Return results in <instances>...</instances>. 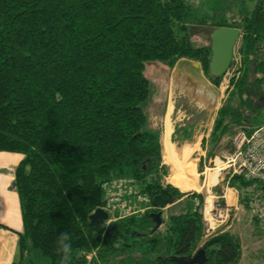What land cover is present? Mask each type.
Wrapping results in <instances>:
<instances>
[{"label": "trees", "instance_id": "16d2710c", "mask_svg": "<svg viewBox=\"0 0 264 264\" xmlns=\"http://www.w3.org/2000/svg\"><path fill=\"white\" fill-rule=\"evenodd\" d=\"M200 27L240 30L238 61L233 53L207 147L202 140L211 158L223 138L264 124V0H227L196 18L183 0H0V152L23 155L14 168L22 231L12 264L32 251L62 264V232L71 238L68 264H177L172 256L194 253L204 198L163 183L168 167L161 131L145 110L152 92L144 72L149 64L173 69L189 60L218 87L223 76L208 71L210 43L191 39ZM119 180L133 189L123 196L129 206L149 209L121 217L116 207L102 225H91L89 216L107 208V189ZM251 185L238 176L228 182L248 212ZM156 195L177 202L178 213L154 230ZM202 247L205 264L242 257L226 231Z\"/></svg>", "mask_w": 264, "mask_h": 264}, {"label": "rangeland", "instance_id": "374dc122", "mask_svg": "<svg viewBox=\"0 0 264 264\" xmlns=\"http://www.w3.org/2000/svg\"><path fill=\"white\" fill-rule=\"evenodd\" d=\"M183 1L191 6L194 17L196 18L202 15L210 16L216 6L227 0ZM208 32L209 28L200 27L194 29L191 39L195 45H206L209 43L207 36ZM237 46L238 41L234 48V55L236 54ZM235 58L236 63L238 57L235 55ZM234 69L235 65L228 68L220 85L215 87L206 78L201 69H199V65L194 66L189 60H180L173 69H169L163 64L147 65L144 73L149 80L152 97L145 110L150 119V125L152 124L154 126L152 128L163 129V114L166 112L169 105H171L172 110L170 112V124L173 126H179L185 123L186 129H190V131L193 130V132L199 129H201L200 132L206 130L209 124L213 126L217 111L225 98V91L228 88L229 79ZM170 124H168V126ZM178 136L182 138L183 135L180 133ZM228 138L229 137H225L222 139L218 147H216L214 154H219L220 150L223 148L230 150ZM173 145L176 150L182 149L186 151L188 148L193 150L190 154H184V158H187L185 160L187 161L185 165L193 171V176H182V173H178V170H176L177 168L173 167L171 162L164 160L165 158L162 156L163 163L168 167V175L164 178L163 183L170 184L168 181L173 177L172 175L177 178L181 177L179 178V182L190 185L192 188L183 190L175 185L172 186L178 188L180 191L182 190L184 193H199L204 197V204L207 202V206L211 205L212 201H214L212 196L215 194L221 195V190L225 188L224 183H219L211 187V175L216 174L215 170H211L215 164L213 161L215 160L214 157H211V162H209V157H207L205 149L196 146L193 148L194 146L192 144L180 146L176 143ZM202 153L203 155H201ZM162 155H164L163 150ZM200 159H202L201 163H199ZM199 166L201 168L200 172ZM193 184L195 186H193ZM217 201L221 202L222 199L219 198ZM227 202L233 206V210L229 213V221H232V223L229 224V227L225 226L219 228L216 230V233L226 231L239 240L242 257L238 264H264V233L257 227L250 212H248L240 202L239 194L235 193V196L229 195ZM235 207L237 209H234ZM162 211L164 220H166L169 215L178 213V209H173V207ZM110 213L112 215V211ZM202 245L203 244L199 242L197 247ZM16 255L17 245L15 259ZM21 264H48V261L38 251H32L29 256L25 257Z\"/></svg>", "mask_w": 264, "mask_h": 264}, {"label": "built area", "instance_id": "2783aa9c", "mask_svg": "<svg viewBox=\"0 0 264 264\" xmlns=\"http://www.w3.org/2000/svg\"><path fill=\"white\" fill-rule=\"evenodd\" d=\"M214 166L211 170H215L217 182L224 183L225 188L232 177L238 176L243 180L252 182L247 190L248 204L251 217L257 220L258 225L264 233V124H261L250 133L244 130L236 131L230 140V150L221 149L219 154L214 157ZM217 161V162H216ZM167 184V183H165ZM235 193L238 194L237 190ZM133 189L126 186L125 180L114 182L107 189V208H102L111 215V211L118 207L121 217L135 214L149 208H136L129 206L123 196H130ZM223 190L221 195H214L211 205L207 206V202L203 205L202 221L203 233L201 236V244H204L211 236L221 227H229L232 221L229 213L233 210V206L227 202L217 201L219 198L223 200ZM139 202H148L147 198L138 196ZM114 202H117L115 205ZM111 207L112 209H108ZM151 208H154L153 204ZM234 209H237L236 207ZM108 216V218H109Z\"/></svg>", "mask_w": 264, "mask_h": 264}, {"label": "crops", "instance_id": "0c3cea01", "mask_svg": "<svg viewBox=\"0 0 264 264\" xmlns=\"http://www.w3.org/2000/svg\"><path fill=\"white\" fill-rule=\"evenodd\" d=\"M191 64L196 66L192 62ZM171 111V105H169L166 112L163 114L164 124L163 129L160 130V144L162 150L164 147V141H168V143L173 147V144L176 143L180 146L192 144L196 147H202V140L204 139V146L207 147L209 135L213 126L209 124L208 129L202 130L201 132V129L197 130L196 132L186 129L185 123L179 126H173L170 124ZM168 124L170 125L168 126ZM151 127L154 126L151 124ZM175 130H177L176 134ZM180 133L183 135L182 138L178 136ZM201 155H203V153ZM22 158L23 155L18 153L0 152V264L13 263L15 260L18 233L22 231L18 195L13 189L14 168ZM209 162H211V158H209ZM216 182L217 179L215 183ZM212 186L214 185H211V187ZM223 194V201L227 202L229 195L235 196L234 188H224ZM176 203L169 204L165 209L174 207Z\"/></svg>", "mask_w": 264, "mask_h": 264}, {"label": "water", "instance_id": "95a60500", "mask_svg": "<svg viewBox=\"0 0 264 264\" xmlns=\"http://www.w3.org/2000/svg\"><path fill=\"white\" fill-rule=\"evenodd\" d=\"M207 36L211 51L209 56L208 71L214 78H220L225 75L231 64L234 48L240 38V30L228 27L209 28ZM194 64L198 65L197 63ZM152 204L154 208L161 210L150 214L154 222L153 229L156 230L163 224L162 210H164L169 203L161 195H156L152 199ZM108 216L107 211L102 208H98L89 216L90 224L97 226L102 225L108 220ZM173 260L177 264H205L207 258L204 248L200 247L188 257L174 256Z\"/></svg>", "mask_w": 264, "mask_h": 264}, {"label": "bare ground", "instance_id": "6f19581e", "mask_svg": "<svg viewBox=\"0 0 264 264\" xmlns=\"http://www.w3.org/2000/svg\"><path fill=\"white\" fill-rule=\"evenodd\" d=\"M193 148H195V146ZM181 150H176V148L171 146V144H169L168 141H164V147H163V154L164 155H162V156L165 158L164 160H166L167 162H171L172 166L177 168L176 170H178V173L179 172L182 173L181 174L182 176L192 177L193 171L189 167H187V165H185L187 162L185 160L187 158L186 159L184 158V154H186V155L190 154L191 152H193V150H191V148L190 149L188 148V150H186V151H183V150L181 151ZM172 176L173 177H171L168 181L171 185H175L176 187H179L183 190H188V189L192 188V186H190V185H186L183 182H179V178H181V177L177 178V177H174V175H172ZM211 176H212V180H211L212 183H210V184L213 185V184H215V181H216V174H213ZM193 186H195V185L193 184Z\"/></svg>", "mask_w": 264, "mask_h": 264}, {"label": "clouds", "instance_id": "9594fccd", "mask_svg": "<svg viewBox=\"0 0 264 264\" xmlns=\"http://www.w3.org/2000/svg\"><path fill=\"white\" fill-rule=\"evenodd\" d=\"M62 99L59 93H57V100ZM71 238L67 232H62L58 236V247L61 253L62 264H68L71 258L72 245Z\"/></svg>", "mask_w": 264, "mask_h": 264}, {"label": "flooded vegetation", "instance_id": "af4514ba", "mask_svg": "<svg viewBox=\"0 0 264 264\" xmlns=\"http://www.w3.org/2000/svg\"><path fill=\"white\" fill-rule=\"evenodd\" d=\"M233 53H234V51H233ZM200 247H202V246H200ZM200 247H197V249H199ZM197 249H196V250H197ZM196 250H195V251H196ZM195 251H194V252H195ZM171 258L173 259V256H172Z\"/></svg>", "mask_w": 264, "mask_h": 264}]
</instances>
